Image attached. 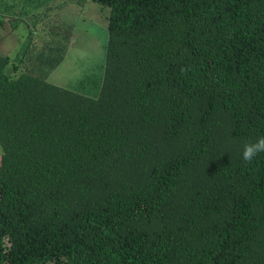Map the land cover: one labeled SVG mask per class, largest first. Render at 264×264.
Returning a JSON list of instances; mask_svg holds the SVG:
<instances>
[{
	"label": "trees",
	"instance_id": "16d2710c",
	"mask_svg": "<svg viewBox=\"0 0 264 264\" xmlns=\"http://www.w3.org/2000/svg\"><path fill=\"white\" fill-rule=\"evenodd\" d=\"M91 1L97 98L50 83L55 5L0 55V264H264V0Z\"/></svg>",
	"mask_w": 264,
	"mask_h": 264
},
{
	"label": "rangeland",
	"instance_id": "374dc122",
	"mask_svg": "<svg viewBox=\"0 0 264 264\" xmlns=\"http://www.w3.org/2000/svg\"><path fill=\"white\" fill-rule=\"evenodd\" d=\"M0 4V16L6 22L5 27L0 28V55L18 64L26 43L35 38L28 29L29 22H35L33 15L44 14L45 8L55 5L52 12L55 23L64 19L73 25L74 37L66 61L50 77V83L91 98L99 96L105 78L109 7L91 0H0ZM64 30L65 26L58 28L60 32ZM9 71L13 76L21 74L15 73L13 66Z\"/></svg>",
	"mask_w": 264,
	"mask_h": 264
},
{
	"label": "clouds",
	"instance_id": "9594fccd",
	"mask_svg": "<svg viewBox=\"0 0 264 264\" xmlns=\"http://www.w3.org/2000/svg\"><path fill=\"white\" fill-rule=\"evenodd\" d=\"M260 153H264V136L258 137L255 142L243 143L241 155L244 161L251 162Z\"/></svg>",
	"mask_w": 264,
	"mask_h": 264
}]
</instances>
